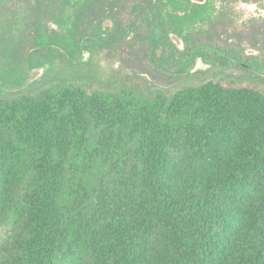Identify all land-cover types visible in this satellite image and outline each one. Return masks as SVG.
<instances>
[{
  "label": "trees",
  "instance_id": "trees-1",
  "mask_svg": "<svg viewBox=\"0 0 264 264\" xmlns=\"http://www.w3.org/2000/svg\"><path fill=\"white\" fill-rule=\"evenodd\" d=\"M161 35L155 58L163 41L204 56ZM28 39L0 68V225L16 228L0 264H264V94L218 82L25 94L32 70L89 50L49 26ZM232 52L217 54L246 66Z\"/></svg>",
  "mask_w": 264,
  "mask_h": 264
},
{
  "label": "rangeland",
  "instance_id": "rangeland-1",
  "mask_svg": "<svg viewBox=\"0 0 264 264\" xmlns=\"http://www.w3.org/2000/svg\"><path fill=\"white\" fill-rule=\"evenodd\" d=\"M19 25L28 36L38 26L69 32L89 49L74 64L60 59L32 70L25 94L62 83L169 94L209 82L264 94V0H0V68L19 65L30 45ZM153 27L166 32L180 51L200 46L204 56L187 57V66L163 41L155 58ZM217 50L244 55L246 66L227 62ZM15 233L12 222L0 225V262L7 256L4 247L16 243Z\"/></svg>",
  "mask_w": 264,
  "mask_h": 264
}]
</instances>
